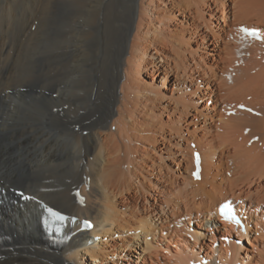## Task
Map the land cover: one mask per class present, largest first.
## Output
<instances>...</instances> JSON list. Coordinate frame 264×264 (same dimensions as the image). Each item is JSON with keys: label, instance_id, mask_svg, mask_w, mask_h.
Returning <instances> with one entry per match:
<instances>
[{"label": "bare ground", "instance_id": "bare-ground-1", "mask_svg": "<svg viewBox=\"0 0 264 264\" xmlns=\"http://www.w3.org/2000/svg\"><path fill=\"white\" fill-rule=\"evenodd\" d=\"M51 11L72 17L71 33L62 39V22L44 28L30 74L18 73L1 44L0 264H82L83 253L106 264L102 248L115 231L153 236L150 264H264V0H46ZM243 26L261 29L263 41L244 36ZM220 42L200 55L201 45ZM161 70L174 72L169 99L153 85ZM186 82L190 94H181ZM195 150L201 180L192 178ZM14 188L33 199L21 201ZM229 199L248 216L253 250L218 241L238 234L216 215ZM43 205L95 227L69 224L52 248ZM139 250H131L136 264L147 262Z\"/></svg>", "mask_w": 264, "mask_h": 264}, {"label": "rangeland", "instance_id": "rangeland-1", "mask_svg": "<svg viewBox=\"0 0 264 264\" xmlns=\"http://www.w3.org/2000/svg\"><path fill=\"white\" fill-rule=\"evenodd\" d=\"M29 1L30 0H17V1L16 0H0V6L2 5V7H0V11H1V13L2 12L4 13V14L3 13L0 14V50H1V44L3 42H6L9 45V48L12 50L11 51L12 52L11 56L15 60L14 64L18 68L17 69L18 73L21 74V75L30 74L32 72V64H33L34 60L36 58H38V57H41V53L43 51V47H42L43 44L41 42H43V40H42L44 38V33L43 32L45 30H47L48 28L54 29V28H56V26H57L56 24L57 23H61L62 22L61 23V28L62 27L64 28V33H62V39L65 40L64 38H66V37L68 38V35L71 33V31H70L71 30L70 21H71L72 17L70 15H67L68 17H65L64 19L59 20V19L56 18L55 12L51 11L52 15L50 13L48 16H46V14L44 12L46 0H44V2H43V0H31L30 4H29ZM229 5H232V3L229 2ZM53 14H54V16H53ZM217 14H218V17L220 19H222L221 14L220 13H217ZM23 17H24V19H23ZM38 22H40V23H38ZM48 22H49L50 26H48V24H47ZM156 24H158V23H156ZM219 24L223 28H227L226 24H228V21H225V22L219 21ZM44 28H45V30H44ZM41 33H42V35H41ZM7 36H9V37H7ZM215 44H217V42H215ZM218 44H219V46L217 45L216 47L210 46L208 44L201 45V49L200 50H203V51H199L200 55L205 56L206 55L205 54L206 53L205 50H207V53H213L214 54V52L212 51L213 49H218L219 47L222 48V43L220 42ZM193 48H196V46L193 47ZM21 50H23V51H21ZM159 51H162V50L159 49ZM36 52H38V55H37ZM160 53H162V52H160ZM154 54H155V56L158 59L159 66L165 65V63H164L165 59L164 58L163 59H159L158 54H156V53H154ZM21 60H22V62H21ZM28 62H29V64H28ZM20 63H22V64L20 65ZM22 69H24V70H22ZM21 71H23V72H21ZM173 74H174V72L168 73V76L166 78L165 75H164V70H161V72H156L155 73V81H153L154 82L153 85L155 87L158 88L159 86L160 87L163 86V88L160 89L161 90L160 91L161 92V96L164 97V98H167V99H169L170 96H171V91L170 90H171L172 86L169 83L170 82L172 83V81L174 80V77L172 76ZM161 75H162V77H161ZM166 79H167V81H166ZM141 80H142L143 83L144 82L145 83L149 82L146 76L141 77ZM185 84H186V86H184V87L181 86L180 87L181 94H185V93L190 94L189 91L187 92V87H188L189 83L186 82ZM198 84L202 85V79H198ZM164 88H166V89H164ZM194 101H195L196 104H201V101L198 100V99L194 100ZM207 103L209 104L208 108H213V106H214V98L210 99ZM200 121L205 122L206 120H205V118L201 117ZM190 147H192V143L190 144ZM167 163L169 165H172V167L175 170H178L176 164H174V163L172 164L170 161H168ZM151 193L155 194L154 192H151ZM148 201L151 204H156V201H154L153 199L151 200L150 197H148ZM121 211H125V210L121 208ZM159 213L163 214V208L162 207L159 208ZM148 222L154 227H156V224H157V227L158 226L160 227V224H161V222L158 221V219L156 220L154 218H150L148 220ZM219 223H220V221H219ZM195 224H196L195 222L191 223L190 232H193ZM131 234L132 233L127 232V231H115L114 235H112V238H111V240H113L112 241L113 243H111V247L116 246V244H119V245L127 244V245L130 246V248L126 249V251L125 250L118 251L114 247L113 248H111L109 246L105 247V248L103 247L102 249L105 250V253L108 252V254H106L105 256L104 255L101 256L102 259L100 261L104 262L106 264H136L137 258L140 257V256H139V254L135 253L134 251L132 252L131 250L138 248V249H140L139 253H141V255L144 258L147 259V262L145 261V263H142V264H150V260L149 259H153V257L151 255V252L148 250L147 243L154 241L153 236H146L144 233L138 232V233L135 234L136 235L135 238L129 239L128 236H130ZM160 234H161V230L159 229L157 237H159ZM165 235H166V233H164V236ZM122 237H125V239H127L125 241V243H121V242L117 241L119 238H122ZM184 238H186V237H184ZM246 238L247 237H245L242 240L243 243H242L241 246L243 248H247L249 250H253L252 247L247 243ZM188 239L189 240H191V239L194 240V237L193 238H188ZM98 240L99 239L96 238L97 242H98ZM218 241L224 243V240L222 239V237H220L218 239ZM99 242H102V241L99 240ZM232 242L235 243V241H232ZM113 244H115V245H113ZM215 246H216V244H215ZM81 256H83V263L82 264H99L100 263V262L92 261L91 257L86 255V254H84V253L81 254ZM200 260H204V259L200 258Z\"/></svg>", "mask_w": 264, "mask_h": 264}, {"label": "snow or ice", "instance_id": "snow-or-ice-1", "mask_svg": "<svg viewBox=\"0 0 264 264\" xmlns=\"http://www.w3.org/2000/svg\"><path fill=\"white\" fill-rule=\"evenodd\" d=\"M250 35H257L255 32H252V33H249ZM222 214H224V215H228L227 213H223L222 212ZM230 218H232V219H234L235 217H234V214H232L231 216H230Z\"/></svg>", "mask_w": 264, "mask_h": 264}]
</instances>
